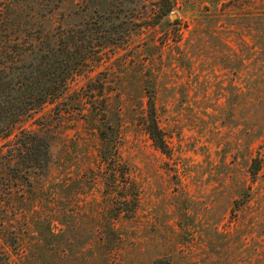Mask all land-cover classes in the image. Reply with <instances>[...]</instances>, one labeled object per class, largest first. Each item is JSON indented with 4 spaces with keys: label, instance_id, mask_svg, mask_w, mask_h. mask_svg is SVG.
Segmentation results:
<instances>
[{
    "label": "rangeland",
    "instance_id": "obj_1",
    "mask_svg": "<svg viewBox=\"0 0 264 264\" xmlns=\"http://www.w3.org/2000/svg\"><path fill=\"white\" fill-rule=\"evenodd\" d=\"M156 2L0 0V56L84 23L126 40L107 47L100 66L69 87L104 82L108 122L138 189L131 217L115 221L124 244L113 264H264V0H175L170 15L151 26ZM149 99L168 155L142 127ZM56 109L45 105L21 125L50 142L47 174L31 182L47 189L67 180L75 195L76 178L98 170L97 133L90 107L62 122ZM254 159L260 169L252 179ZM81 192V227L93 216L97 231L103 185L87 179ZM26 242L36 255L35 241ZM87 254L91 264L102 263Z\"/></svg>",
    "mask_w": 264,
    "mask_h": 264
},
{
    "label": "trees",
    "instance_id": "obj_2",
    "mask_svg": "<svg viewBox=\"0 0 264 264\" xmlns=\"http://www.w3.org/2000/svg\"><path fill=\"white\" fill-rule=\"evenodd\" d=\"M156 5L151 26L170 15L175 0H157ZM87 24L36 35L32 41L14 44L11 52L0 56V264H87L85 260L91 257L87 252L95 253L101 264H113L124 244L115 221L131 217L137 206L138 189L121 159L118 129L108 122L104 82L89 79L72 93L69 87L76 78L100 66L107 47L126 40L99 36ZM100 93L101 100L97 96ZM50 104H57L59 122L90 107V125L97 133L98 170L94 173L89 168L90 178L86 173L76 178L72 188L75 195L69 193L67 180L54 182L47 189L31 182V176L47 174L50 142L21 125ZM89 117L85 115L86 123ZM141 124L155 148L168 155V143L158 126L151 99ZM259 169L260 163L252 160V179ZM87 179L103 185L104 215L97 231L93 229V216L87 219L90 224L81 227L85 216L80 215L78 199ZM26 239L35 241L36 255ZM90 242L96 244L91 249L94 251L86 250ZM89 260L91 264L93 259Z\"/></svg>",
    "mask_w": 264,
    "mask_h": 264
}]
</instances>
